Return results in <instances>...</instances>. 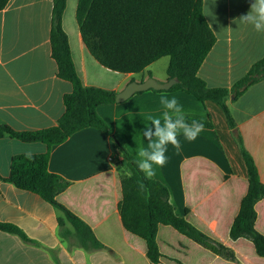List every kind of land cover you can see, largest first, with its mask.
<instances>
[{"label": "crops", "instance_id": "crops-1", "mask_svg": "<svg viewBox=\"0 0 264 264\" xmlns=\"http://www.w3.org/2000/svg\"><path fill=\"white\" fill-rule=\"evenodd\" d=\"M78 0H65L61 26L67 37L76 73L85 87L122 91L131 82L153 78L167 82L151 64L139 74H121L100 66L85 48L77 26ZM252 0H203V14L215 44L197 76L209 88H231L264 56V34L241 24ZM53 0H9L0 11V123L15 131L53 127L64 112L62 98L71 84L57 77L50 53ZM161 97H176L186 118L209 122L194 141L180 137L181 150L168 147L167 163L152 179L163 184L176 216L230 249L235 261L225 260L192 242L169 226L157 229L163 264H264L247 239L232 240L230 226L247 191V170L225 116L214 103H201L182 91L147 90L121 103L100 105L97 114L126 151L137 159L149 115L162 117ZM226 105L245 149L252 156L264 185V80L228 99ZM49 151L48 171L68 186L56 202L78 217L105 249L86 250L60 232L63 213L39 196L0 180V222L13 224L29 239L0 231V264H150L145 242L127 232L118 204L121 184L117 171L121 152L111 139L94 128L83 129L49 150L43 143L0 138V178L9 176L16 155ZM255 230L264 236V201L255 205ZM68 236L72 227L65 222Z\"/></svg>", "mask_w": 264, "mask_h": 264}, {"label": "trees", "instance_id": "trees-1", "mask_svg": "<svg viewBox=\"0 0 264 264\" xmlns=\"http://www.w3.org/2000/svg\"><path fill=\"white\" fill-rule=\"evenodd\" d=\"M8 2L0 0V11ZM64 8L65 0H53L49 34L50 53L57 67V77L71 84V92L62 98L64 112L55 126L41 130L15 131L0 123V138L43 143L49 150L83 129L99 130L121 152L122 160L117 171L122 198L118 212L124 229L145 242L146 258L150 264H163L156 238L160 225L173 228L225 260L235 261L230 249L198 231L184 218L176 216L167 188L154 179L145 178L138 170L135 158L99 117L97 107L115 104L116 93L82 85L61 26ZM75 18L85 48L100 66L121 74H139L151 64L168 57L167 78H176L178 83L167 91H182L201 103L210 101L221 109L245 163L248 183L230 226L229 237L232 240H249L256 254L264 257V236L255 230V205L264 201V185L226 105L228 99H237L249 87L264 80V56L231 88L207 87L197 72L215 44V35L203 14V0H78ZM186 119L189 122L195 120ZM203 123L205 128H212L209 122ZM48 161L49 151L16 155L11 159L9 176L0 180L11 183L19 190L31 192L59 209L63 213V218L57 219L60 232L67 238L73 237L77 246L86 250L105 249L84 222L56 202V197L67 188L68 183L48 171ZM125 169L131 170L133 175H125ZM65 222L73 229L68 236L63 228ZM0 231L29 242L13 224L0 222Z\"/></svg>", "mask_w": 264, "mask_h": 264}, {"label": "clouds", "instance_id": "clouds-1", "mask_svg": "<svg viewBox=\"0 0 264 264\" xmlns=\"http://www.w3.org/2000/svg\"><path fill=\"white\" fill-rule=\"evenodd\" d=\"M241 24L250 26L255 32L264 34V0H252L247 13L238 18ZM163 106L162 117L149 115L150 121L142 132L146 146L141 142L137 148L135 164L147 179L156 176V169L163 168L167 163V151L171 146L177 152L181 150L180 137L187 141H194L204 131L205 125L201 121L186 119L182 105L176 97L171 99L161 97ZM125 175L131 177L132 171L125 169ZM141 187H143L141 185Z\"/></svg>", "mask_w": 264, "mask_h": 264}, {"label": "water", "instance_id": "water-1", "mask_svg": "<svg viewBox=\"0 0 264 264\" xmlns=\"http://www.w3.org/2000/svg\"><path fill=\"white\" fill-rule=\"evenodd\" d=\"M177 83L178 79L176 78L169 79L165 83H158L153 78H148L141 83L131 82L127 84L122 91L116 94L115 101L116 103H121L130 98L133 94L147 90L167 91Z\"/></svg>", "mask_w": 264, "mask_h": 264}, {"label": "rangeland", "instance_id": "rangeland-1", "mask_svg": "<svg viewBox=\"0 0 264 264\" xmlns=\"http://www.w3.org/2000/svg\"><path fill=\"white\" fill-rule=\"evenodd\" d=\"M168 57H164V58H162V59H160V60H158V62L153 66V71H154V73H157V72H164V67H163V65L166 63V62H168Z\"/></svg>", "mask_w": 264, "mask_h": 264}]
</instances>
